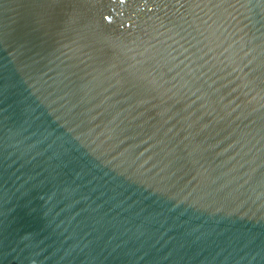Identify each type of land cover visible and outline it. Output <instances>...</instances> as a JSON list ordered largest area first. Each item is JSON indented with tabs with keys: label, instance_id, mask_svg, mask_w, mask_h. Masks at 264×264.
Segmentation results:
<instances>
[{
	"label": "water",
	"instance_id": "95a60500",
	"mask_svg": "<svg viewBox=\"0 0 264 264\" xmlns=\"http://www.w3.org/2000/svg\"><path fill=\"white\" fill-rule=\"evenodd\" d=\"M0 264H264V0H0Z\"/></svg>",
	"mask_w": 264,
	"mask_h": 264
}]
</instances>
